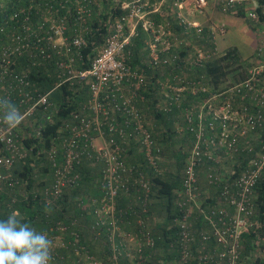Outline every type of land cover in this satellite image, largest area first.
<instances>
[{
	"label": "built area",
	"instance_id": "obj_1",
	"mask_svg": "<svg viewBox=\"0 0 264 264\" xmlns=\"http://www.w3.org/2000/svg\"><path fill=\"white\" fill-rule=\"evenodd\" d=\"M29 1L31 7L8 13L0 8V98L25 116L9 128L0 113V219L14 210L23 217L13 205L28 206L30 195L44 206V218L58 212L39 230L53 241L52 264H144L155 256L154 223L141 214L148 213L151 178L128 159L134 142L149 169L162 173V148L142 109L150 96L162 113L180 111L186 126L173 121L180 136L184 128L193 133L169 226L176 229L171 247L178 263L239 264L249 233L253 259H264L255 193L264 171V0H171L170 6L169 0H122L120 14L112 7L96 39L90 26L98 0H66L67 7H33L36 0ZM213 12L222 18H212ZM157 13L160 20L152 18ZM228 16L242 20L253 35L245 77L189 105L198 111L193 119L192 110L182 108L185 93L206 90L195 69L220 52ZM138 28L147 37L141 64L133 67L129 45ZM88 47L92 56L85 67ZM175 67L179 71H170ZM41 68L54 80L46 91L32 75L44 73ZM67 84L87 94L46 143L43 130L57 109L50 95ZM29 156L32 170L24 178ZM84 165L95 169L100 195L76 202L80 211L70 214L62 202L80 184ZM123 196L131 202L125 209L118 207ZM130 214L131 220L124 218Z\"/></svg>",
	"mask_w": 264,
	"mask_h": 264
},
{
	"label": "trees",
	"instance_id": "obj_2",
	"mask_svg": "<svg viewBox=\"0 0 264 264\" xmlns=\"http://www.w3.org/2000/svg\"><path fill=\"white\" fill-rule=\"evenodd\" d=\"M6 7V13L11 12L15 7H31V2L29 0H1ZM99 5H95L94 13L92 17L91 34H93L92 39L98 38L104 32V26L109 19L110 13H112V7L116 6L118 14H120V3L122 0H118L115 3L114 0H98ZM37 2V3H36ZM32 4L33 7H67L66 0H36ZM171 0L165 6H170ZM169 7H163V10H167ZM154 19L160 20L162 16L157 13L152 15ZM206 34V32L204 31ZM147 34L138 28V33L135 37H132L129 49L131 50V60L130 63L133 67L141 64V56L143 55L142 44ZM207 44V43H204ZM252 43L248 45V53H243L240 46L237 43L233 45H224L221 42V50L216 55V57L209 59L204 62L201 68L195 69L197 74L195 77L200 80L202 87L206 88L205 91L198 92L195 96L189 91H187L186 99L182 108H189V105L197 104L205 96L211 93H218L230 83H236L241 81L245 77L247 59L252 53L251 50ZM85 59V67L88 65L89 60L86 56H92L91 47L86 48L83 51ZM32 74L35 75L34 79L41 85L42 90H48L54 84L52 76L47 77L44 68L39 69V72ZM170 71H179L176 67L170 69ZM183 72L188 78H192L194 75L187 71V64L184 63ZM85 90H78L74 86L63 85L58 89H55L51 95L50 99L55 102L57 109L55 113V119L53 124H47L43 130V136L48 143V137L50 134H54L58 126L60 125V119L66 116L72 110L78 108L79 102L83 100L86 96ZM142 109L147 118L150 119L151 132L154 139L159 143L162 148V153L159 158V167L162 169L160 175L155 174L152 169L146 165V163L140 158V154L137 152L136 143H132L131 154L128 159L137 162L142 170L151 178V195L148 205V213H141L145 216V219L152 221L154 223L153 232L155 236H158L156 240V250L155 256L148 257L144 264H174V259L176 258V253L172 250L171 244L175 239L176 229L172 226L173 218L178 212V209L174 203V190L180 188L182 169L185 164L186 157L188 155V149L192 142L193 133L184 128V133L180 136L177 133L176 125L186 126V120L181 115L180 111L174 109L172 113L164 114L155 106V101L152 97H147V100L142 104ZM193 119L198 115V111L192 110ZM208 119V115H207ZM173 121L178 122L174 124ZM31 139L25 141V145L29 146ZM31 157H27L26 161L22 165V176L28 177V174L32 170L30 166ZM132 161V162H133ZM40 164V161H36ZM20 167V166H18ZM42 170H46L45 167H40V172L44 173ZM81 180L80 184L72 189L70 192L65 194V199L62 202L64 211L74 214L79 213V209L76 207V202L80 200H85L89 197H98L100 195V188L97 186L98 175L94 168L89 165H84L80 169ZM30 175V174H29ZM44 175V174H43ZM41 184L43 182H40ZM33 180H29L27 188L32 187ZM256 193V211L261 227L258 229V233L264 235V171L261 174L260 180L255 186ZM28 206H25V202H20L13 205V208H17L22 212V220L24 223L29 224L35 229H44L47 225L60 216L58 212H53V216L49 219L44 218L41 214L44 212L45 208L40 203V201L33 200L32 196L28 197ZM130 196H123L119 202L118 207L125 209L129 202ZM75 201V202H74ZM131 211V210H127ZM140 212V209L138 210ZM9 212H7L4 218L0 220H5L8 217ZM158 215V217L156 216ZM124 216V218L131 220V214ZM156 217V220H152ZM254 233L245 234L243 240V249L239 259V264H264V259L257 256L253 259L252 252L253 243L252 239ZM254 241V240H253ZM92 252L98 253L94 246L91 245ZM195 264V263H192Z\"/></svg>",
	"mask_w": 264,
	"mask_h": 264
},
{
	"label": "clouds",
	"instance_id": "obj_3",
	"mask_svg": "<svg viewBox=\"0 0 264 264\" xmlns=\"http://www.w3.org/2000/svg\"><path fill=\"white\" fill-rule=\"evenodd\" d=\"M2 122L16 128L24 114L8 98H0ZM53 241L46 232L24 223L18 211L0 220V264H52Z\"/></svg>",
	"mask_w": 264,
	"mask_h": 264
},
{
	"label": "crops",
	"instance_id": "obj_4",
	"mask_svg": "<svg viewBox=\"0 0 264 264\" xmlns=\"http://www.w3.org/2000/svg\"><path fill=\"white\" fill-rule=\"evenodd\" d=\"M160 10L165 11V9L163 10V7ZM196 17H197V19L202 20L201 21L202 23L205 21V19L202 18L200 15H197ZM218 17L222 18L218 13L213 12L212 18H218ZM152 18H153V16H152ZM224 18H225L226 22L229 25L228 26V28H229L228 29V33L226 34L225 39L222 41V43L224 45H232V44H230L229 40L227 39L228 34H230L231 32H234V33H236V34H238V35H240L242 37L244 35H246L249 39H251V43H252L253 35H252L251 32H249V30L247 29L245 23L242 20L237 19V18H233L231 16L224 17ZM156 20H158V19H156ZM237 44H238V46H241V45L244 46V43L242 41H238ZM132 228H133V225L131 224V229ZM37 230L39 231L40 229H37ZM174 264H179L176 258L174 259Z\"/></svg>",
	"mask_w": 264,
	"mask_h": 264
},
{
	"label": "rangeland",
	"instance_id": "obj_5",
	"mask_svg": "<svg viewBox=\"0 0 264 264\" xmlns=\"http://www.w3.org/2000/svg\"><path fill=\"white\" fill-rule=\"evenodd\" d=\"M3 3L2 1L0 0V8L3 7ZM227 39L229 40L230 44H235L237 43L238 41H242L244 43V46H240L242 48V52L244 53H248V45L251 43V39H249L246 35H244L243 37L234 33V32H231L230 34H228V37ZM158 217V215H156Z\"/></svg>",
	"mask_w": 264,
	"mask_h": 264
}]
</instances>
